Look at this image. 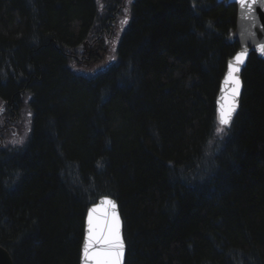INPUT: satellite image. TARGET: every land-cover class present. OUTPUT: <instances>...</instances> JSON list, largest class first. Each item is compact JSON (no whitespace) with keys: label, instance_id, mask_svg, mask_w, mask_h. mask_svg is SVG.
I'll return each instance as SVG.
<instances>
[{"label":"trees","instance_id":"trees-1","mask_svg":"<svg viewBox=\"0 0 264 264\" xmlns=\"http://www.w3.org/2000/svg\"><path fill=\"white\" fill-rule=\"evenodd\" d=\"M121 3L0 0V104L31 114L26 142L0 144V246L14 264H80L87 209L108 195L124 220L125 264H264L257 54L230 126L217 116L240 49L229 37L237 5ZM127 10L116 61L76 72L105 52Z\"/></svg>","mask_w":264,"mask_h":264},{"label":"snow or ice","instance_id":"snow-or-ice-1","mask_svg":"<svg viewBox=\"0 0 264 264\" xmlns=\"http://www.w3.org/2000/svg\"><path fill=\"white\" fill-rule=\"evenodd\" d=\"M241 7L249 5V0H237ZM256 3V0H251ZM127 23V19L122 21ZM259 51L264 54V44L259 45ZM247 57V50L238 53L234 60L235 64L229 63V71L225 83L231 85L225 103L221 104L219 110V123L222 126H230L232 116L238 106L237 98L240 94V80L235 73L239 72V65ZM223 127L218 128L222 132ZM87 237L82 247L83 264H122L124 242L121 236V222L116 211V204L110 199H106L97 207L88 211Z\"/></svg>","mask_w":264,"mask_h":264},{"label":"water","instance_id":"water-1","mask_svg":"<svg viewBox=\"0 0 264 264\" xmlns=\"http://www.w3.org/2000/svg\"><path fill=\"white\" fill-rule=\"evenodd\" d=\"M225 0H218L219 3L223 2ZM229 4H236L237 5V20H236V28L234 29L233 33L230 34V41L232 43L238 42L239 43V50L234 54L232 58L229 59V62L227 64L226 73L224 75V78L222 79V83L220 86V89L218 91V96L216 99L217 104V116L219 121V110L221 104L225 103V97H228L231 91V85L229 83H225L228 71H229V63L235 64V56L242 52L247 50V57L244 60L242 64L239 65V72L235 73L239 77L240 80V94L237 98L238 106L232 116V120L236 116L237 110L240 107V100L243 95V88H244V81L242 80V75L244 72V69L246 68V65L249 61V57L252 53H255L258 55L259 58H262L264 60V54H261L259 51V45L264 44V0H256V3H251V0H249V5L245 7H241V5L237 2V0H227ZM231 120V122H232ZM221 125V124H220ZM222 126V125H221ZM226 127V126H225ZM106 199H110L115 202L116 204V211L119 215L120 222H121V236L124 242V252H123V258H122V264H125L126 260V250H127V243L125 241V230H124V220L121 216V210L119 208L118 202L115 198H112L111 196H101L96 201L95 204L91 205L87 210L89 211L93 207H97L101 205L103 201ZM88 211L85 218V236L83 239V244L87 237V228H88ZM83 247V246H82ZM81 254L82 250H81ZM82 255L80 259V264H83ZM0 264H14L13 257H11L8 250H6L4 247L0 246Z\"/></svg>","mask_w":264,"mask_h":264},{"label":"rangeland","instance_id":"rangeland-1","mask_svg":"<svg viewBox=\"0 0 264 264\" xmlns=\"http://www.w3.org/2000/svg\"><path fill=\"white\" fill-rule=\"evenodd\" d=\"M128 10L125 12V14L122 16L120 22L117 25V28L115 29V34L111 37V39L107 40V46L105 49L104 53H99L100 56H98L96 59L91 60V64L90 65H79L77 66L78 68H76V72H78L79 74L82 73L86 76H91V75H95L97 73L102 72V70L107 69L108 67H110L113 62L116 61L117 59V48L118 45L120 44V40L122 38L123 33L125 32L124 30L126 29V27L129 24V20L128 19ZM125 19H127V23H122V21H124ZM25 116H24V121H23V127L22 130L19 132V136H15V137H10V142L12 145H21L24 142H26L27 138H28V134L30 132V128H31V114L29 112V110H25Z\"/></svg>","mask_w":264,"mask_h":264},{"label":"flooded vegetation","instance_id":"flooded-vegetation-1","mask_svg":"<svg viewBox=\"0 0 264 264\" xmlns=\"http://www.w3.org/2000/svg\"><path fill=\"white\" fill-rule=\"evenodd\" d=\"M131 1L123 0L119 7L124 9ZM24 112L23 103L18 105L16 102L6 100L0 104V144L10 137L19 136L24 125Z\"/></svg>","mask_w":264,"mask_h":264}]
</instances>
